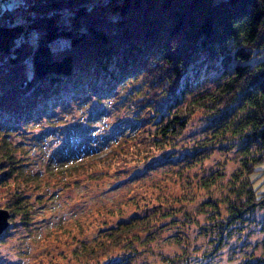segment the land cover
<instances>
[{
  "label": "trees",
  "instance_id": "16d2710c",
  "mask_svg": "<svg viewBox=\"0 0 264 264\" xmlns=\"http://www.w3.org/2000/svg\"><path fill=\"white\" fill-rule=\"evenodd\" d=\"M9 4L10 0L0 2V182L11 174L20 177L14 180V188L3 192L6 205L2 208L7 207L10 216L19 214L24 219L30 208L20 187L38 186L39 171H44L32 172L29 161L19 155L24 151L22 133L30 127L38 129L30 139L41 152L43 145L54 142L45 148L42 169L77 175L86 172L89 159L107 145L95 132L97 126L106 125L108 140L129 137L133 141L115 157L98 159L120 171L186 135L199 109L213 119L223 118L212 132L215 138L230 133L244 142L243 170L231 184L235 196L226 201L224 218L206 226L214 240L203 255L218 251L225 231L246 219V214L264 208V187L253 177L264 162V57L255 61L264 49V0H19ZM204 63L220 71L215 84L187 97L189 70ZM134 84L142 88L129 96L117 92ZM88 97L91 101L84 102ZM96 101H101V107ZM125 101L131 116L118 120V113H113V120L107 122V108L119 111ZM72 102H77L86 123L70 133L53 124L57 109L66 116ZM150 106L157 114L167 113L153 130L143 127L151 117ZM71 137L82 141L77 145L80 149L70 145ZM58 141L66 143V151ZM148 221L141 216L117 224L96 246L83 247L80 255L86 261L106 255L136 236ZM182 255L160 253L163 264H178ZM129 259L123 251L104 263L133 264Z\"/></svg>",
  "mask_w": 264,
  "mask_h": 264
},
{
  "label": "rangeland",
  "instance_id": "374dc122",
  "mask_svg": "<svg viewBox=\"0 0 264 264\" xmlns=\"http://www.w3.org/2000/svg\"><path fill=\"white\" fill-rule=\"evenodd\" d=\"M18 1L10 0L9 5ZM263 57L264 49L255 61ZM210 64L189 70L187 97L214 86L220 71ZM123 87L117 92L122 91L126 96L142 88L138 84L124 90ZM88 100L89 97L84 102ZM77 102H72L66 116L57 109L53 125L61 124L62 129L72 133L85 124ZM95 103L98 107L102 105L101 101ZM126 106L125 101L119 111L107 108L105 120H113V113H118V120L130 117ZM147 110L151 117L143 127L153 130L167 113L157 114L152 106ZM209 116L213 115L199 109L191 117L186 135L144 155L139 163H128L120 171L98 159L115 157L133 141L128 137L126 141L114 143L108 140L110 132L106 125H99L95 132L107 145L89 159L90 168L77 175L42 169L45 148L49 149L54 142L44 143L41 152L30 139L38 129L30 127L26 134L22 133L24 151L19 155L29 161L27 168L32 172L44 171H39L38 186L20 187L30 209L24 219L19 214L9 215V223L0 233V264H105L119 258L123 251L130 254L133 264H163L160 253L183 254L184 259L178 264H264V208L246 214V219L226 230L221 248L214 255H203L214 240H210L211 229L206 226L226 215V201L235 196L231 184L243 170L244 157V142L240 139L230 133L226 138L213 136L212 132L218 129L223 118ZM62 142L58 141L60 146H66ZM79 142L73 137L70 139V145L78 149ZM64 148L66 151L68 147ZM140 149H136L137 152ZM258 167L260 170L253 177L257 176L256 183L264 187V162ZM18 179L19 176L11 174L6 182H0V207L6 205L3 192L14 188V180ZM141 216L149 218L148 225L135 232L137 235L129 241L98 258L88 261L82 258L83 247L96 246L115 225Z\"/></svg>",
  "mask_w": 264,
  "mask_h": 264
},
{
  "label": "water",
  "instance_id": "95a60500",
  "mask_svg": "<svg viewBox=\"0 0 264 264\" xmlns=\"http://www.w3.org/2000/svg\"><path fill=\"white\" fill-rule=\"evenodd\" d=\"M9 223V211L5 208L0 207V232Z\"/></svg>",
  "mask_w": 264,
  "mask_h": 264
},
{
  "label": "built area",
  "instance_id": "2783aa9c",
  "mask_svg": "<svg viewBox=\"0 0 264 264\" xmlns=\"http://www.w3.org/2000/svg\"><path fill=\"white\" fill-rule=\"evenodd\" d=\"M0 2H3V3H5V2H6V0H0Z\"/></svg>",
  "mask_w": 264,
  "mask_h": 264
},
{
  "label": "bare ground",
  "instance_id": "6f19581e",
  "mask_svg": "<svg viewBox=\"0 0 264 264\" xmlns=\"http://www.w3.org/2000/svg\"><path fill=\"white\" fill-rule=\"evenodd\" d=\"M7 225H8V224H7ZM6 227H7V226H6ZM6 227H5V228H6ZM5 228H4V229H5ZM4 229H2L1 232H2ZM1 232H0V233H1Z\"/></svg>",
  "mask_w": 264,
  "mask_h": 264
}]
</instances>
